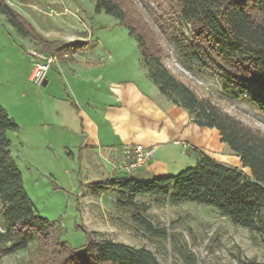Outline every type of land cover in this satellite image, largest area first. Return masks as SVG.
I'll list each match as a JSON object with an SVG mask.
<instances>
[{"label": "rangeland", "instance_id": "obj_1", "mask_svg": "<svg viewBox=\"0 0 264 264\" xmlns=\"http://www.w3.org/2000/svg\"><path fill=\"white\" fill-rule=\"evenodd\" d=\"M3 1L48 41L80 38L77 45H83V49L78 50L73 44L74 57L103 58L105 68L115 69L121 79L145 73L136 41L118 20L104 12L97 13L93 0ZM165 1L131 0L134 10L148 26L158 28L170 18L177 32L190 37V28L179 21ZM83 41L85 45L81 44ZM39 48L35 41L21 35L0 15V106L18 125V132L22 129L21 133H8L10 152L40 218L57 224L62 239L74 248L85 242L84 226L94 233L95 239L145 248L160 264H264V236L233 225L208 206L173 205L168 195L128 196L117 190L90 186L107 177H126L119 170L122 160H113L111 171L109 167L98 170V162L103 164L100 156L70 154L59 145L68 138L63 131L48 125L49 110L43 106V101L63 92L67 70H52L47 75L49 84L45 87L30 82L29 50L38 51ZM169 51L165 65L176 78L193 88L200 98L209 99L229 115L264 134V93L260 89L253 87L238 100H231L217 79L182 67L172 47ZM69 63L74 62L70 60ZM84 71L76 64L71 77L79 78ZM22 138L33 145L23 144ZM49 140L50 145L47 144ZM211 154L215 157L207 156L217 162V157L225 156ZM170 155L171 176L178 174L176 168L184 170L196 164L195 153L192 155L195 161L180 158L176 151ZM232 156L238 160V169L249 176V169L242 168L239 158ZM180 165L182 167H177ZM131 177L138 182L152 180L144 174L140 177L134 173ZM135 217L150 228L141 225ZM36 246L37 241L33 239L27 250L3 257L0 264H34L32 251Z\"/></svg>", "mask_w": 264, "mask_h": 264}, {"label": "trees", "instance_id": "obj_2", "mask_svg": "<svg viewBox=\"0 0 264 264\" xmlns=\"http://www.w3.org/2000/svg\"><path fill=\"white\" fill-rule=\"evenodd\" d=\"M93 2L97 13L118 20L136 41L145 75L158 93L185 110L198 127L215 129L220 142L239 158L242 168L249 169L250 175L192 149L196 164L176 176L138 182L130 174L89 185L128 196L168 195L173 205L208 206L233 225L264 236V134L209 99L200 98L165 65L172 47L182 67L217 79L231 100H238L253 87L264 93V0H166L179 21L190 28V37L177 32L170 18L158 28L148 26L131 0ZM0 15L21 35L35 41L42 54H55L61 60L74 51L73 43L48 41L37 34L3 0ZM77 46L83 49V45ZM18 130L0 106V260L27 250L35 239L34 264H160L149 250L95 239L84 226L82 246L74 248L65 242L60 227L40 218L26 193L8 137ZM135 220L150 228L142 219Z\"/></svg>", "mask_w": 264, "mask_h": 264}, {"label": "crops", "instance_id": "obj_3", "mask_svg": "<svg viewBox=\"0 0 264 264\" xmlns=\"http://www.w3.org/2000/svg\"><path fill=\"white\" fill-rule=\"evenodd\" d=\"M79 39L62 38L58 41L77 45ZM73 53L58 60L47 73L67 70L63 92L43 101V106L49 110L48 125L65 133L68 141L59 142V145L70 154L98 155L103 162H98V170L109 167L111 171L112 161H123L126 153L135 146L151 147L154 149L153 158L146 167L134 173L152 179L169 175L173 167L170 154L174 151L180 158L191 160L192 149L211 157H215L211 153H220L225 156L217 157L219 162L240 168L238 160L220 142L218 132L195 125L185 110L171 105L158 93L144 72L121 79L115 69L105 68L103 58L78 59ZM70 60L74 63H69ZM76 64L85 69L79 78L71 77ZM46 81L47 86L49 81ZM21 132L22 129L18 133ZM21 141L33 145L24 138ZM47 144H51L50 140ZM114 178L118 177L105 179Z\"/></svg>", "mask_w": 264, "mask_h": 264}, {"label": "built area", "instance_id": "obj_4", "mask_svg": "<svg viewBox=\"0 0 264 264\" xmlns=\"http://www.w3.org/2000/svg\"><path fill=\"white\" fill-rule=\"evenodd\" d=\"M29 56L32 60V70L29 80L34 85L41 86L48 71L58 61V58L55 54H42L36 50L29 51ZM63 57H67V54L63 55ZM153 154V148L137 145L131 152L126 153L125 159L119 165V170L125 175L133 174L146 167L153 158Z\"/></svg>", "mask_w": 264, "mask_h": 264}, {"label": "water", "instance_id": "obj_5", "mask_svg": "<svg viewBox=\"0 0 264 264\" xmlns=\"http://www.w3.org/2000/svg\"><path fill=\"white\" fill-rule=\"evenodd\" d=\"M46 84H47V81H46V79H45V80H43V82H42L41 86H42V87H45V86H46Z\"/></svg>", "mask_w": 264, "mask_h": 264}]
</instances>
